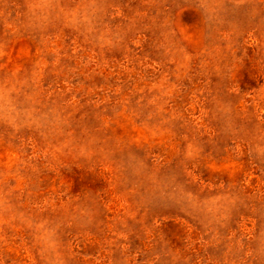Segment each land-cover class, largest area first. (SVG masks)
I'll use <instances>...</instances> for the list:
<instances>
[{
	"label": "rangeland",
	"instance_id": "374dc122",
	"mask_svg": "<svg viewBox=\"0 0 264 264\" xmlns=\"http://www.w3.org/2000/svg\"><path fill=\"white\" fill-rule=\"evenodd\" d=\"M0 264H264V0H0Z\"/></svg>",
	"mask_w": 264,
	"mask_h": 264
}]
</instances>
